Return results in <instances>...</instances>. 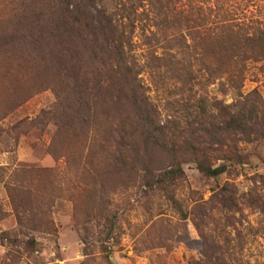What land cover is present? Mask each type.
<instances>
[{"label":"rangeland","instance_id":"374dc122","mask_svg":"<svg viewBox=\"0 0 264 264\" xmlns=\"http://www.w3.org/2000/svg\"><path fill=\"white\" fill-rule=\"evenodd\" d=\"M121 1L107 0L96 10L106 9L117 19L114 8ZM187 2L208 6L213 0H181L178 6ZM7 5L0 0V15L20 7L17 0ZM143 6L139 13L148 10L146 2ZM224 6L237 22L264 28V0H226ZM145 22L132 35V53L164 131L160 141L211 148L196 116L195 100L202 99L249 120L244 133L225 138L233 160H211L213 168L226 167L213 178L181 151L182 175L165 177L164 190L149 189L140 179L123 181L99 148L102 133L88 134L85 146V139L79 144L69 130L72 121L85 120V90L72 83L77 68L70 64L71 54L59 52L43 25L6 37L8 44L0 49V264H208L201 254L204 240L206 250L218 248L211 260L264 264V71L249 65L237 91L224 79L194 86V100L178 85L160 83L148 73ZM229 117L213 112L210 122ZM79 125L73 127L85 137ZM157 155L153 167L168 170L171 159ZM225 184L239 197L235 211L220 205Z\"/></svg>","mask_w":264,"mask_h":264},{"label":"trees","instance_id":"16d2710c","mask_svg":"<svg viewBox=\"0 0 264 264\" xmlns=\"http://www.w3.org/2000/svg\"><path fill=\"white\" fill-rule=\"evenodd\" d=\"M15 1L5 3L12 6ZM106 1L17 0L20 7L0 15V25L4 26L0 30V49L8 44L6 37L14 38L18 32H30L43 25L49 37L56 39L59 52L71 54L70 64L77 68L72 83L85 90V120L77 118L79 126L85 127V137L77 133L78 126L73 127L78 122L72 121L68 129L74 132L79 144L85 139V146L88 134L102 133L99 148L106 152L107 158L109 155L115 174L123 181L140 179L149 189L164 190L165 177L175 180L182 175L177 160L181 151L202 174L213 178L224 174L225 165L213 168L210 162L233 160L234 151L225 144V138L244 133L249 120L244 114L230 116L217 103L207 105L202 99L195 100L193 87L203 88L224 79L229 88L237 91L242 88L249 65L264 71V28L237 22L225 8L226 0H213L208 6H192L189 2L178 6L181 0H125L114 8L117 19L106 9L96 10ZM144 2L148 10L139 13ZM144 21L149 24L141 26L146 47L145 68L158 82L178 85L181 93L192 96L196 116L201 119L199 125L211 138L210 147L217 146V150L196 148L192 143L176 148L174 143L160 141L164 131L157 122L149 88L139 78L142 70L132 53V35ZM84 68L85 74L80 72ZM213 112H225L230 117L213 124L210 122ZM93 140H88L89 146ZM157 154L171 159L168 170L163 165L153 167L158 163ZM219 195L223 210L235 211L239 205L235 190L225 184ZM201 247L208 264H228L211 260L209 255L219 253L218 248L206 250L205 240ZM103 252L109 254L110 248H104Z\"/></svg>","mask_w":264,"mask_h":264}]
</instances>
